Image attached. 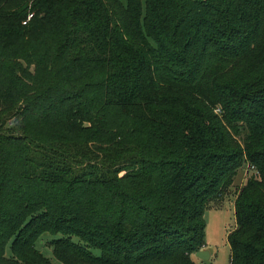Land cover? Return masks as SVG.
<instances>
[{
    "label": "trees",
    "instance_id": "16d2710c",
    "mask_svg": "<svg viewBox=\"0 0 264 264\" xmlns=\"http://www.w3.org/2000/svg\"><path fill=\"white\" fill-rule=\"evenodd\" d=\"M246 166L264 264V0H0V264H197Z\"/></svg>",
    "mask_w": 264,
    "mask_h": 264
},
{
    "label": "rangeland",
    "instance_id": "374dc122",
    "mask_svg": "<svg viewBox=\"0 0 264 264\" xmlns=\"http://www.w3.org/2000/svg\"><path fill=\"white\" fill-rule=\"evenodd\" d=\"M123 4L127 3V0H121ZM144 2V0H143ZM254 172L246 168L241 170L237 175L233 187L229 193L223 198L222 201L212 203L210 209L205 214L206 220V247L202 251L209 252L210 260L207 264H230V246L228 244V235L234 229L236 225L234 214V201L235 192L237 188H240L246 184L250 176ZM60 238L53 237L49 234L44 235L40 242L37 243V249L53 264H60L52 254V248L50 246L52 240ZM74 242H78L77 238L73 239ZM95 255H99L100 252L97 249H92ZM7 254H10V246L7 248ZM197 264H203L195 256L193 257Z\"/></svg>",
    "mask_w": 264,
    "mask_h": 264
},
{
    "label": "water",
    "instance_id": "95a60500",
    "mask_svg": "<svg viewBox=\"0 0 264 264\" xmlns=\"http://www.w3.org/2000/svg\"><path fill=\"white\" fill-rule=\"evenodd\" d=\"M200 261L202 262H209L210 260V254L209 252H206V251H200L198 252L196 255H195Z\"/></svg>",
    "mask_w": 264,
    "mask_h": 264
},
{
    "label": "built area",
    "instance_id": "2783aa9c",
    "mask_svg": "<svg viewBox=\"0 0 264 264\" xmlns=\"http://www.w3.org/2000/svg\"><path fill=\"white\" fill-rule=\"evenodd\" d=\"M30 19V18H29Z\"/></svg>",
    "mask_w": 264,
    "mask_h": 264
}]
</instances>
